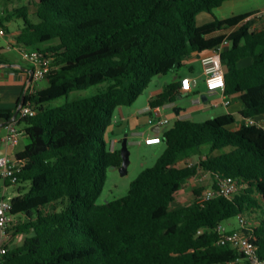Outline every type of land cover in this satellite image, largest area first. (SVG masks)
I'll use <instances>...</instances> for the list:
<instances>
[{"label":"trees","instance_id":"obj_1","mask_svg":"<svg viewBox=\"0 0 264 264\" xmlns=\"http://www.w3.org/2000/svg\"><path fill=\"white\" fill-rule=\"evenodd\" d=\"M227 1L30 0L36 23L27 6L5 12L0 24L8 34L5 22H26L16 46L49 61L48 86L23 102L36 115L19 124L29 140L16 155L19 182L6 180L28 186L9 200L17 245L9 246L7 264H233L244 255L219 245L216 227L238 218L264 257V128L236 127L231 114L201 123L176 120L163 132L164 152L132 181L129 194L97 204L108 170L122 164L121 149L106 150L115 110L134 105L155 77L178 71L192 56L228 39L226 95L241 98V119L264 117V25L247 21L251 14L197 23L198 15ZM106 83L97 95L52 106ZM181 96L182 85L171 84L150 106ZM199 173L209 174L214 189L232 179L238 192L201 202L206 189H195L191 203L173 208Z\"/></svg>","mask_w":264,"mask_h":264},{"label":"crops","instance_id":"obj_2","mask_svg":"<svg viewBox=\"0 0 264 264\" xmlns=\"http://www.w3.org/2000/svg\"><path fill=\"white\" fill-rule=\"evenodd\" d=\"M260 11H264V0H230L225 2L219 8H216L213 11V14H210L211 16L206 15L204 17H200L203 19V22L198 23L197 21V23L198 25H204L212 22L215 18L219 20H225L240 15H254L255 13H258ZM249 22L255 27L264 25V20L259 21L256 19H252ZM233 30L234 29L222 31L217 35H229L231 34V32H233ZM3 39L7 41L8 46L6 48L0 46V114L9 113L12 116L11 120H13L17 116L22 99H24L26 95L30 94L28 87L32 80L31 73H33V67L27 61H25L22 56L12 53V51L14 49H18V47L10 45V41L7 40V37ZM200 57L201 55H194L187 63L199 62L201 65ZM245 62L246 63L244 64L246 65L250 63L249 60ZM201 75L202 77H205L203 72ZM184 77H188L191 79V86L189 91H182V96L180 97V99H182V97H190L192 101L191 109H182L178 106V104H176V102H174L161 107L159 117L156 116L154 112L147 110L148 107H151L150 101L152 99L159 95L168 85L175 83L181 84V79ZM158 78L159 79H157V81H152V83L144 93L146 94V99H144L143 101H139L138 99L135 104L130 107H120L115 110L113 125L108 130V132H110V151L119 149L117 145L118 143L122 142L125 137L128 140V147L142 146L143 144H146V146L148 147L159 146L163 142L162 127H165L159 125V121L161 119H168L169 121L174 120V122L176 120L192 121L193 117H195V115H198L199 112L207 113L212 108H222L225 111V113L222 115L231 114L233 116H236V127H240L243 124L244 120L240 118L239 114L243 110L244 105L239 96L230 98L231 104L229 106H225L224 104H222L224 98L221 94L218 93L213 96L209 94V89L205 81V90L202 91L199 89V80L187 74L175 73V75L170 78H165L163 76H160ZM211 97H213L214 99L210 100ZM213 102H219L220 106L214 107ZM9 121L6 120L5 117L0 115V156L9 155L14 158L24 149L16 152V147L19 146L20 143L14 146L12 144H7L4 142V138L6 135V124ZM120 137H123V139L119 140ZM24 138H27L26 135H23L21 140H23ZM27 145L28 144H25L24 148ZM164 150L165 147H163V152ZM158 157L156 158V161ZM113 169L118 170V168ZM193 181L194 179H192L189 183L191 184ZM25 186L26 185L14 186L3 178L0 179V199H7L6 196L12 188L16 192L13 197L18 196L19 190L24 191ZM12 198L8 200H11ZM230 228L235 229L238 227L230 226ZM11 240L12 235H10L9 237V243ZM13 240H15L14 244L10 243V245L15 247L17 245V241L15 238H13Z\"/></svg>","mask_w":264,"mask_h":264},{"label":"built area","instance_id":"obj_3","mask_svg":"<svg viewBox=\"0 0 264 264\" xmlns=\"http://www.w3.org/2000/svg\"><path fill=\"white\" fill-rule=\"evenodd\" d=\"M5 16L4 11H0V19ZM256 19L259 21L264 20V11L255 13L247 20ZM6 29L0 24V38L7 36ZM230 46V41L225 39L221 45L217 48L203 53L200 57L203 73L205 76V83L209 89L210 95L221 94L224 98L222 104L229 106L231 101L226 95V78L222 63V54ZM22 58L27 61L33 67V75L28 90L30 94H33L37 90V84L43 82L48 71L49 61L46 60L38 50L30 48H20ZM182 91H189L191 86V79L184 77L181 79ZM214 107L220 106L219 102H213ZM148 111H152L159 117L160 108L148 107ZM36 112L29 104L22 105L17 113V116L6 124V135L4 142L12 144L14 146L20 143V140L24 131L19 127L20 122L27 118L33 117ZM170 123L168 119H161L159 125L166 126ZM247 126H257L264 128V117L260 118H247L243 122ZM191 165V163H190ZM21 169L17 166L14 159L9 155L0 156V177L4 180L10 181L11 184H17L19 182V173ZM210 179L208 173H199L194 180L206 181ZM212 181V180H211ZM238 192V186L232 179H223L218 187L214 189L210 187L205 190L200 201H209L216 197L229 198L233 194ZM12 205L9 200L0 199V264H7L6 257L9 253V237L14 217L11 215ZM238 222L241 226H245L246 221L243 218H238ZM216 231L219 234L218 244L221 246H229L233 249L239 250L244 259L237 260L233 264H264V257H261L258 253V249L255 247L250 236L245 235L239 228L232 229L225 223H220L216 227ZM201 231H199V234ZM14 247V246H12Z\"/></svg>","mask_w":264,"mask_h":264},{"label":"rangeland","instance_id":"obj_4","mask_svg":"<svg viewBox=\"0 0 264 264\" xmlns=\"http://www.w3.org/2000/svg\"><path fill=\"white\" fill-rule=\"evenodd\" d=\"M29 2H30V0H24V1L0 0V11H4V12L12 14L13 9H17V8H21L23 6H27L29 8L28 20L33 22V23H36L38 20H37V18H35L32 15V14H34L36 8L34 5H30ZM206 15H210V14L209 13H201L200 15H198V17H199V18L197 17L198 23H202L203 19L200 17H204ZM5 24L9 30V34H7V36H6L7 40L10 41V45H12L14 47H18V46H16L15 39L18 38V36H20L19 30L25 28V25H26L25 20L23 18L13 17L9 22H5ZM51 44H52V42L41 44L40 47L45 48L46 46L51 45ZM0 46L6 48L8 46L7 41H5L3 38H0ZM12 53L22 56L19 47H18V49H14L12 51ZM202 69L203 68L201 67L199 62H189L184 67L179 69L178 71L170 72L163 77L170 78V77H173V75H175V73L187 74L191 77L197 78L199 80V89L204 91L205 90V87H204L205 77H202V75H201L203 72ZM157 79H159V78L155 77L153 79V81H157ZM47 86H48V82L43 81V82L38 83L36 88L42 89V88H46ZM107 86H108V84L106 83V84H102L99 86L91 87L87 90L74 91V92L70 93L68 97L61 98V99L53 102L52 106L64 105L67 101L73 102V101L80 100L83 98L92 97V96L97 95L101 92H104L106 90ZM144 95L139 97V101H143L144 99H146V94H144ZM212 99H214V98L211 97L210 100H212ZM191 102L192 101H191L190 97H182V99L178 98L176 100V104H178V106L181 107L182 109H186V110L187 109L189 110L192 108ZM224 113H225V111L222 108L221 109L212 108L207 113L199 112L198 115H195V117H193L192 121L201 123V122H205L208 119H212V118H215L216 116L222 115ZM205 114H207V115H205ZM173 124H174V120H171L168 125H166L165 127H162V132H164L166 129L172 127ZM109 133L110 132H108L106 134V138H105L106 150L108 152L110 151V135H109ZM121 139H123V137H120L119 140H121ZM28 143H29V140L27 138H24L23 140H21L19 146L16 147V152H19L22 149H24V145L28 144ZM117 147L119 149H121L122 142L118 143ZM163 147H165L164 142H162L161 145L156 146V147H148V146H146V144H143L142 146H136V147L135 146H132V147L129 146L128 150L130 152V166L128 168L127 175L122 176L120 174L119 170H114L113 168H110L108 170V173H107V180H106V183L104 186L103 193L98 198L97 204L98 205H107V204H109L115 200L126 197L129 194L130 184L132 183V181L135 180L137 178V176L141 172H143L144 170H146L148 168H153V166L156 162V158L163 152ZM203 150H208V147L205 146L203 148ZM192 183L187 184L184 187V189H182L177 194L176 201L172 205L173 208H180L184 205L191 203L193 198H194L193 191L195 189H208V188L212 187L211 179H208L206 181L194 180ZM23 192H25V193L28 192V186L27 185L25 186V189ZM15 193L16 192L13 188L10 189V191L8 192V194L6 196V198H7L6 200L12 198L15 195ZM226 225L229 227L230 226L231 227H233V226L238 227L239 222L237 219H232L229 221V223H226ZM13 238H15V237L12 236V240L10 241V243H12V244H14V242H15V240H13Z\"/></svg>","mask_w":264,"mask_h":264},{"label":"water","instance_id":"obj_5","mask_svg":"<svg viewBox=\"0 0 264 264\" xmlns=\"http://www.w3.org/2000/svg\"><path fill=\"white\" fill-rule=\"evenodd\" d=\"M31 74L33 75V73H31ZM23 102H24V99H22L20 107L23 105ZM176 112H178V111H176ZM121 157H122V164L118 168V170L122 176H125V175H127L128 168L130 166V152L128 150V140L126 137L122 140ZM13 159L15 162H17L16 156Z\"/></svg>","mask_w":264,"mask_h":264}]
</instances>
